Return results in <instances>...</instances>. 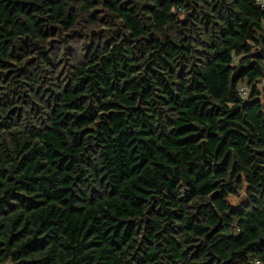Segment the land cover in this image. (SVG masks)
Instances as JSON below:
<instances>
[{
    "label": "trees",
    "instance_id": "1",
    "mask_svg": "<svg viewBox=\"0 0 264 264\" xmlns=\"http://www.w3.org/2000/svg\"><path fill=\"white\" fill-rule=\"evenodd\" d=\"M254 259L264 10L0 0V264Z\"/></svg>",
    "mask_w": 264,
    "mask_h": 264
},
{
    "label": "built area",
    "instance_id": "2",
    "mask_svg": "<svg viewBox=\"0 0 264 264\" xmlns=\"http://www.w3.org/2000/svg\"><path fill=\"white\" fill-rule=\"evenodd\" d=\"M252 2L259 9L264 10V0H246ZM236 94L241 101H246L250 95V88L246 85H238L236 89ZM251 264H264V261L254 259L251 261Z\"/></svg>",
    "mask_w": 264,
    "mask_h": 264
},
{
    "label": "rangeland",
    "instance_id": "3",
    "mask_svg": "<svg viewBox=\"0 0 264 264\" xmlns=\"http://www.w3.org/2000/svg\"><path fill=\"white\" fill-rule=\"evenodd\" d=\"M230 202L232 205H238L239 204V199H235V198H230Z\"/></svg>",
    "mask_w": 264,
    "mask_h": 264
}]
</instances>
